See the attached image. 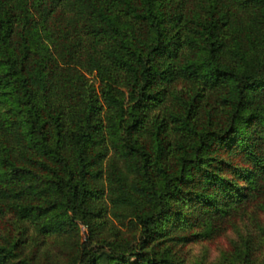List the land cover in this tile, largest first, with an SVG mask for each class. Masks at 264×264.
<instances>
[{
    "label": "trees",
    "instance_id": "16d2710c",
    "mask_svg": "<svg viewBox=\"0 0 264 264\" xmlns=\"http://www.w3.org/2000/svg\"><path fill=\"white\" fill-rule=\"evenodd\" d=\"M259 198L264 0H0V264H188Z\"/></svg>",
    "mask_w": 264,
    "mask_h": 264
},
{
    "label": "rangeland",
    "instance_id": "374dc122",
    "mask_svg": "<svg viewBox=\"0 0 264 264\" xmlns=\"http://www.w3.org/2000/svg\"><path fill=\"white\" fill-rule=\"evenodd\" d=\"M89 77L94 80L92 75ZM11 222L8 217L0 222V236L12 229ZM79 229L78 239L82 242L87 231L83 225ZM263 232L264 198L248 200L228 218L217 235L185 245L180 255L188 264H264ZM51 241L55 251L60 248L59 238Z\"/></svg>",
    "mask_w": 264,
    "mask_h": 264
}]
</instances>
